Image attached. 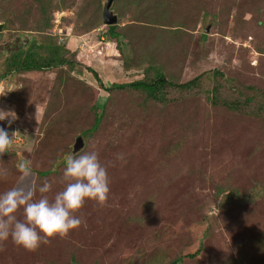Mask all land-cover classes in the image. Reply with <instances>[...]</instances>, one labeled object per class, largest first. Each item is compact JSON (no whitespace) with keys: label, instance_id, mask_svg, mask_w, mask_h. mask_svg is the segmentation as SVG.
I'll return each mask as SVG.
<instances>
[{"label":"rangeland","instance_id":"1","mask_svg":"<svg viewBox=\"0 0 264 264\" xmlns=\"http://www.w3.org/2000/svg\"><path fill=\"white\" fill-rule=\"evenodd\" d=\"M107 1L44 2L46 29L36 0H0V74L12 51L48 34L64 39L77 58L70 76L61 67L0 79V109L18 116L11 126L0 121L16 133L0 153L7 170L0 193L18 186L16 165L27 158L33 174L25 183L50 182L44 195L54 198L67 183L64 157L83 151L98 153L110 180L103 205L87 200L74 213L83 220L79 228L34 251L11 238L0 242V264H73V255L78 264H147L155 252L180 257L177 264H264V112L233 111L211 98L220 83L221 101L239 91L264 103V0H113L119 46L104 22ZM119 48L131 64L150 55L173 81L202 74L201 92L164 105L129 88L108 99L85 66L106 86L132 82L141 75H126ZM78 136L84 144L75 152ZM218 186L242 198L220 204Z\"/></svg>","mask_w":264,"mask_h":264},{"label":"clouds","instance_id":"2","mask_svg":"<svg viewBox=\"0 0 264 264\" xmlns=\"http://www.w3.org/2000/svg\"><path fill=\"white\" fill-rule=\"evenodd\" d=\"M17 119L14 110L0 109V121L7 120L11 126ZM15 135L13 132L10 136L9 131L0 126V153L12 147ZM116 159L123 161L124 155L118 153ZM63 163L66 186L49 199L44 194L52 190L50 182L40 185L25 183L33 174L31 159L17 162L18 186L0 193V242L11 238L15 245L34 251L41 244L50 243V238H63L79 228L83 220L74 213L87 200L101 205L107 201L110 192L108 170L95 150L69 153ZM6 175L7 170L0 169V179ZM37 191L41 194L39 198H36ZM18 212H22V219L17 217Z\"/></svg>","mask_w":264,"mask_h":264},{"label":"trees","instance_id":"3","mask_svg":"<svg viewBox=\"0 0 264 264\" xmlns=\"http://www.w3.org/2000/svg\"><path fill=\"white\" fill-rule=\"evenodd\" d=\"M40 7L41 11L44 15V26L46 29H51V21L48 13V8L45 5L51 2L48 0L47 2H43V0H36ZM115 14V13H114ZM7 25H9L7 23ZM108 33L113 38L118 40L119 46V33L116 31L117 23L107 25ZM121 53V58L124 66L126 75L129 76L131 74H135L134 76H138L132 82L125 83H114L111 86H106L101 79L97 70L93 67L85 66L88 71L93 75L94 79L98 82V85L101 89L109 92L113 90H128V88L133 92H140L145 99L154 101L159 104H167L170 101H179L188 97H196L199 95L203 88V75L199 74L198 76L192 77L185 81H173L166 76V69H164L160 63L152 62V58L150 55L146 57L149 60L146 63V59L135 61L132 64L128 63L129 59L124 56L122 49H118ZM261 52L264 53V49H260ZM76 50H72L71 47L67 46L64 39L59 38L56 35H45L41 37L39 40L37 37L33 39L27 47L12 51L4 61L3 73L0 74V79L6 77L8 74L13 72H21V71H31V70H52L54 68L67 67L66 73L68 76L71 75L72 71L76 68L77 60H76ZM145 61V62H144ZM60 73L59 80L61 83L65 82L67 77ZM217 75L220 74L218 70H215ZM223 85L220 83L215 84L212 89V103L213 104H222L228 107L229 109L237 112L246 111L247 106H250L253 110L254 115L260 117L262 116V112H264V103L259 100L254 101L256 98L255 95H241L239 91H236L235 95L237 97L227 99L224 101L220 100V91ZM235 90V89H234ZM107 100V99H106ZM106 102V101H105ZM106 103H104L103 107H105ZM99 106H96L95 109L97 112L100 110ZM103 115V109L100 113L97 114V120L94 125L90 129V131L95 129L100 123V119ZM262 187L260 186V189ZM263 189V188H262ZM217 195L220 199V204H225L233 199L242 198V192L230 187L218 186ZM139 221H145V216H139ZM159 253L155 252L151 254L147 259V264H177L180 261V257H176L174 259L169 260V256L158 255ZM190 256H194L190 254ZM73 264H78L75 261L74 255L72 256ZM137 264V261H133Z\"/></svg>","mask_w":264,"mask_h":264},{"label":"water","instance_id":"4","mask_svg":"<svg viewBox=\"0 0 264 264\" xmlns=\"http://www.w3.org/2000/svg\"><path fill=\"white\" fill-rule=\"evenodd\" d=\"M113 3V0H108L107 3L104 6V10H103V16H104V22L107 25L110 24H114L117 23L118 21V17L116 14H114V12L111 10V5ZM4 27V23L1 22L0 23V30H2ZM84 142H83V138L82 136H78L76 143L74 145V151H78L82 146H83Z\"/></svg>","mask_w":264,"mask_h":264}]
</instances>
